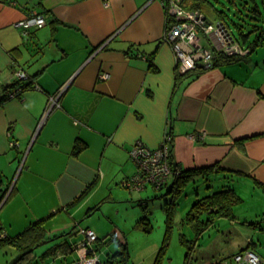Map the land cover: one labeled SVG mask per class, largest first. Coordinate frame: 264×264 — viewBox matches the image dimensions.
<instances>
[{
  "label": "crops",
  "instance_id": "0c3cea01",
  "mask_svg": "<svg viewBox=\"0 0 264 264\" xmlns=\"http://www.w3.org/2000/svg\"><path fill=\"white\" fill-rule=\"evenodd\" d=\"M36 12L46 15L44 26L30 33L15 26ZM166 25L162 0H0V91L17 71L41 86L0 105V169L12 175L13 193L0 208L8 233L57 214L65 223L49 233L67 232L108 210L99 192L108 187L113 195V183L126 188V199L149 202L147 188L159 193L151 184L140 190L124 184L137 170L129 151L137 141L156 148L170 131L172 160L187 173L175 179H185L178 201L228 181L240 197L232 217L201 233L198 260L229 264L248 248L264 264V41L244 58L178 79L175 49L163 38ZM102 71L108 76L100 77ZM66 83L37 131L48 101ZM173 179L171 173L163 186L167 197ZM85 228L99 235L98 224ZM206 234L213 236L203 244ZM68 248L60 251L74 252Z\"/></svg>",
  "mask_w": 264,
  "mask_h": 264
},
{
  "label": "trees",
  "instance_id": "16d2710c",
  "mask_svg": "<svg viewBox=\"0 0 264 264\" xmlns=\"http://www.w3.org/2000/svg\"><path fill=\"white\" fill-rule=\"evenodd\" d=\"M5 1L14 3L15 0H5ZM260 1L264 5V0H260ZM216 2L221 3V5L219 7L216 6ZM186 3L188 9L192 11L202 12L208 20L213 22H215L216 20L223 21L229 27H231L232 32L233 30L236 29L239 35H234V36L236 37V39H238L241 42L242 46L249 49V53L254 51L258 46L263 44L264 10L261 9L258 0H186ZM211 16H213V19L211 18ZM168 27L169 25L167 24L165 32L168 29ZM35 28H40V27H35ZM28 33H30V31H28ZM204 45L205 46L207 45L206 41L204 42ZM39 48L40 47H38V49ZM150 57H149V61L151 63V67L152 69H156ZM244 57H240L238 55H228L226 52L217 51L215 52L212 65L209 68L217 66L218 64H220V62H230L234 60H239ZM203 69H207V68L197 66L195 69L189 70L183 75L178 74V79L182 76L185 77L187 75L196 77L200 74V72H202ZM33 88L41 89V86L35 82L34 76L29 75L28 73L26 77L23 78L16 76L12 82L5 84L2 90L0 91V105L6 102L7 100L22 97L25 91ZM49 105H50V101H48L46 109L47 107H49ZM169 133L170 131H167V134ZM16 146L19 145L15 141V144L12 147H16ZM83 147L84 146H82L79 141L76 142L75 144L76 150H81ZM130 151H129V155H130ZM130 159L132 158L130 157ZM171 165H172V175L174 179L171 185L169 184L168 187L170 186L171 188L169 190L174 191L173 194L167 197L166 194L162 193L163 186L168 182L164 183V185L161 188L155 189V191L159 192V193L155 192L156 197L165 198L164 209L166 211V223H167L166 225L167 229L165 232L163 246L159 251V255L163 250L169 231L172 228L173 225L172 222L175 216L174 212L176 210L177 205L179 204L177 197H179L180 195L179 193L182 191V188L185 184L184 183L185 179L180 183H176V182L180 181L181 178H186L184 177V175L187 174L186 171L185 172L183 171V169L179 166V164H177L175 161L172 160V151H171ZM210 185L211 188H207V192L202 193V195L198 194L199 196L193 199L190 208L187 210V214L185 216L184 221L187 223V225L191 226L194 229L195 237L188 238L184 232H182L181 234V243L185 247L183 264H203L198 260V256H197L198 248L200 245L199 236L208 225L214 223L218 218L222 216L229 218L232 217L233 206L238 200H240L239 195L237 194L233 184L230 181L222 183V185H218L219 188L217 186H212L211 183L207 184L208 187H210ZM10 187H11V182L8 181V183L6 184V181L4 180V173L0 169V205L3 202L5 196H7L9 191L11 190ZM12 193L13 191H10V194L6 200L9 199ZM138 203L142 208L143 212L139 215L137 219V223H138L137 226L142 227L146 231H150L152 228V222L149 216L150 215L149 202L147 199L144 200L140 199L138 200ZM45 221H46L45 218H37L34 221L31 220L23 230L18 231L15 234L8 233L5 230V227L0 222V248L5 245H11L15 247L18 250V252H20L18 254V257L10 264H37L36 261L37 258L34 252L38 246H40L45 241H52L55 240L56 238H59L61 236H66L72 233L73 229L76 228L77 226V225L75 226L73 225V229L67 232L62 230L58 233L56 232L49 233L50 231L45 226ZM86 229L88 228H85V230ZM76 243L77 242L69 243L68 241H65L64 243L57 244L58 247L53 248V250L51 248L50 251L54 252L55 249L59 247L65 250L69 246L70 247L68 249L71 250ZM118 243L120 245V248L117 249L116 255H119V261L117 260L116 263L127 264L129 253H128V243L125 237H121V238L119 237ZM236 253L232 255V258ZM209 263L219 264L216 262H209Z\"/></svg>",
  "mask_w": 264,
  "mask_h": 264
},
{
  "label": "rangeland",
  "instance_id": "374dc122",
  "mask_svg": "<svg viewBox=\"0 0 264 264\" xmlns=\"http://www.w3.org/2000/svg\"><path fill=\"white\" fill-rule=\"evenodd\" d=\"M258 1L261 9L264 10L263 3L260 0ZM220 5L221 3L216 2V6L219 7ZM211 18L213 19V16H211ZM233 34L239 35L236 29L233 30ZM205 41L207 42V39L203 37V42ZM2 171L4 173V180L7 184L12 175L8 168H6L5 171ZM101 184L102 183H100V185ZM198 185H200L199 191L201 192L203 190V187H201V184ZM215 185L218 187V185L220 184L215 183ZM125 189L126 188L121 183H113V195H110L111 190L108 189V187L100 190L99 195L101 194V196H104L102 197V202H105L104 205L105 207H108V210L105 211V209H101L100 214L93 217L89 216L88 218L80 221L79 225H77V227L74 229L76 231H73L66 236L56 238L55 240L44 242L40 246H38L34 252L37 258V264L61 263L62 258L60 254L64 252L60 250H63V248L59 247L55 249L54 252H51L50 249L52 248L53 250V248L58 247L57 244L64 243L65 241L73 243L83 240L85 238V234L81 231L78 232L77 229L85 228L88 223L99 225V232L97 231V233L99 234L98 240L92 242L89 246L94 248L97 253V257L101 262H107L108 260L114 261L115 259L119 261V255H116L117 249L120 248L118 238L122 237L123 235L128 243L129 257L127 264H183L185 247L181 243V234L182 232H184L188 238H194L195 232L191 226H183L181 223V219L185 218L187 210L192 204L193 196L186 197V195H184L179 201V208L174 216L172 228L169 231L163 250L159 255V251L163 246L165 232L167 229L164 198L155 197L154 192L153 190H151V188H147L144 191L145 193L149 192V216L152 222L151 230L146 231L142 227L137 226V219L139 217L138 211L141 209L137 201L139 199H126ZM191 190L192 188L187 191L188 193H190L189 195H193V192H190ZM107 195L108 197H105ZM109 196H112V198H109ZM249 205L252 206L253 204L246 203L244 207H250ZM117 209L120 210L119 213H116ZM64 223L65 220H63L62 217L57 214L46 220V227L49 231L52 232L58 230L57 228ZM69 226L71 225L69 224ZM71 228L73 229V225L71 226ZM15 233L16 232L14 231V233L12 234ZM211 236L213 235L206 234L205 236L200 238V241L205 244L207 241L211 240ZM262 239L263 242L261 245H259V247L264 254V238ZM257 240L258 237H255V241ZM19 253L20 252H18V250L11 245H5L1 247L0 264H10L18 257ZM75 258H77V252H73L68 255L69 262L74 260Z\"/></svg>",
  "mask_w": 264,
  "mask_h": 264
},
{
  "label": "built area",
  "instance_id": "2783aa9c",
  "mask_svg": "<svg viewBox=\"0 0 264 264\" xmlns=\"http://www.w3.org/2000/svg\"><path fill=\"white\" fill-rule=\"evenodd\" d=\"M162 2L169 25L163 37L174 47L181 72L186 70L188 72L197 66L208 69L217 51L240 57L249 53V49L241 45L231 27L225 22L210 21L202 12L188 9L186 0H162ZM45 23L44 15L32 13L26 19L17 21L15 26L21 27L27 33L29 29L41 27ZM203 37L207 39L206 46ZM16 76L23 78L26 72L17 71ZM107 76V74L102 75V77ZM56 102L57 98L52 99L47 110ZM14 144L15 141L10 142V145ZM130 157L136 162L137 170L125 181V186L130 190H140L147 184H151L154 189L161 188L172 173L170 134H166L164 141L156 148H150L143 142L137 141L131 148ZM82 233L85 234V238L77 242L73 248L74 252H77V258L68 262V254H60L64 264H114L111 260L101 262L94 248L89 246L98 240L93 230L82 229ZM229 264H262V259L255 250L246 249L236 253Z\"/></svg>",
  "mask_w": 264,
  "mask_h": 264
},
{
  "label": "bare ground",
  "instance_id": "6f19581e",
  "mask_svg": "<svg viewBox=\"0 0 264 264\" xmlns=\"http://www.w3.org/2000/svg\"><path fill=\"white\" fill-rule=\"evenodd\" d=\"M35 14H42V13H37V12H36ZM42 15L45 16L46 23H47L46 15H45V14H42ZM16 22H17V21H16ZM16 22H15V23H16ZM46 23H45V24H46ZM45 24H44V25H45ZM44 25H42V26H44ZM42 26H41V27H42ZM33 28H35V27H33ZM31 29H32V28H31ZM29 30H30V29H29ZM29 30H28V31H29ZM27 33H28V32H27ZM103 74H107V75H108L107 72L102 71V72H100L99 76L102 77ZM26 75H27V72H26ZM25 77H26V76H25ZM63 89H64V86H63L61 89H59L57 92H55L54 95H52L53 97L51 98V100L54 99V98H57V102L59 103V101H60V99H61V95L63 94V92H62ZM51 100H49V101H51ZM57 102H56V103H57ZM56 103H55V105L53 106V108L58 104V103H57V104H56ZM51 104H52V103H51ZM47 108H48V107H47ZM53 108H52V109H53ZM45 110H46V109H45ZM51 111H52V110H51ZM47 112H48V110L44 113V116L46 115ZM44 116H43V117H44ZM43 117H42V118H43Z\"/></svg>",
  "mask_w": 264,
  "mask_h": 264
},
{
  "label": "water",
  "instance_id": "95a60500",
  "mask_svg": "<svg viewBox=\"0 0 264 264\" xmlns=\"http://www.w3.org/2000/svg\"><path fill=\"white\" fill-rule=\"evenodd\" d=\"M109 40H110V39H109ZM109 40L107 39L104 43H102V44L99 46V48H100V49H101V48H104V47L108 44ZM186 72H187V70L181 72V74H185ZM67 87H68V84L66 83V84L64 85V89H63L62 92H64V91L66 90ZM53 106H54V104L51 106V109L48 110V112L46 113V115L43 117V119H42V120L40 121V123L38 124V129H37V131H39V129H40L42 123L44 122V120H45V118L48 116V114L51 112ZM8 196H9V193H8L7 196H5V198H4L3 202L1 203L0 207L2 206L3 203H5V201H6V199L8 198ZM47 242H49V241H47Z\"/></svg>",
  "mask_w": 264,
  "mask_h": 264
}]
</instances>
